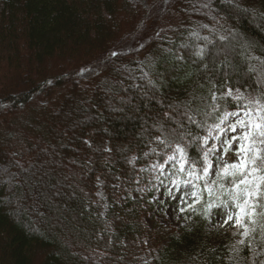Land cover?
I'll return each mask as SVG.
<instances>
[{
	"label": "trees",
	"instance_id": "obj_1",
	"mask_svg": "<svg viewBox=\"0 0 264 264\" xmlns=\"http://www.w3.org/2000/svg\"><path fill=\"white\" fill-rule=\"evenodd\" d=\"M147 1L0 0V127L28 121L0 134V264H264V216L243 246L204 233L198 211L179 231H146L128 194L138 167L177 144L200 161L212 93L264 89V0ZM167 12L175 29L151 34ZM226 101L221 112L236 108Z\"/></svg>",
	"mask_w": 264,
	"mask_h": 264
},
{
	"label": "snow or ice",
	"instance_id": "obj_2",
	"mask_svg": "<svg viewBox=\"0 0 264 264\" xmlns=\"http://www.w3.org/2000/svg\"><path fill=\"white\" fill-rule=\"evenodd\" d=\"M207 39V38H205ZM221 40L226 39L224 36H220ZM116 55V53H112ZM196 55L202 57L204 50L199 49ZM255 69L250 68L249 71ZM264 83V80L260 81ZM230 97L231 100L236 104V111H228L227 107L221 112V104L218 101H225L226 98ZM211 99L213 104L210 105L211 111L206 112L205 116H212L215 113H220L217 117L216 123L207 125L206 121L204 124H197L198 127H203L207 131V135L203 137H196L194 140L200 142V152L202 156L200 161L189 160L186 146L180 144L176 145L175 152L179 153L178 162L180 168L178 172H184V165L190 164L191 167L187 172V176L194 180H203L204 190L208 192L209 201L204 205L202 211L194 208L195 205L199 204L202 197V190L199 185L193 183V179L179 180L173 179L171 183L179 190L180 184H191L194 191L190 193L192 202H188V193H182L179 197L180 204L178 206L179 214L188 211H198L199 214L204 217H209L213 213V209H229L234 207L237 211L235 215V223L242 228L244 231L241 233L243 237H248L254 228H249L243 223L245 217L249 221L256 225L257 221L252 219L254 216H264V212L257 213V207H264L256 203L258 199H264V89L259 90L255 95L249 94L245 96L239 88L235 91L229 88L226 92L217 96L212 93ZM240 113H243L241 115ZM229 117H234L233 122L229 121ZM190 123H197L192 116L187 117ZM215 133V135H214ZM229 134L231 138L229 139ZM209 139H212L218 143H213L211 147H206L209 144ZM239 142L237 148L238 162L228 163L223 159V155L227 154L232 150L234 142ZM168 145L165 144V147ZM218 146L223 148V153H218ZM147 155V153H145ZM213 157L216 159V163H213ZM135 159V157H133ZM177 159L175 155L167 157L165 163L170 160ZM199 166L200 172H197ZM154 168L163 169L164 165H154ZM215 172L217 177L211 184L208 183V176L210 173ZM163 175V172H161ZM229 180L231 187H227L224 183L225 180ZM159 180V177H156ZM163 183V181H161ZM166 195H173L169 190ZM227 196V199L223 197ZM233 219V213L228 212L227 218L224 223ZM261 235L264 238V225H260ZM237 245H245V240L241 239L237 241ZM242 249L240 247H234V251L238 255Z\"/></svg>",
	"mask_w": 264,
	"mask_h": 264
},
{
	"label": "rangeland",
	"instance_id": "obj_3",
	"mask_svg": "<svg viewBox=\"0 0 264 264\" xmlns=\"http://www.w3.org/2000/svg\"><path fill=\"white\" fill-rule=\"evenodd\" d=\"M127 3L130 7L135 8L139 7L141 10L146 11L148 9L149 3L147 0H127ZM127 5V4H126ZM128 7V5H127ZM224 26V25H221ZM176 27V19L173 18L168 12L166 13L165 18L157 24L153 29L152 33L153 35H170L171 31L174 30ZM225 27V26H224ZM223 27V29H224ZM230 29V28H227ZM220 30V29H218ZM233 30V29H232ZM216 36L220 38L221 33L217 31ZM192 38V36L190 35ZM196 53V51H195ZM249 68H252L251 65H249ZM254 69V68H253ZM97 73V70L95 69H88L85 71H81L79 73L80 79H85L88 77H93ZM259 77V76H257ZM133 81V80H132ZM131 84L134 83V81ZM95 107L93 108V110ZM237 108L231 109L229 111H236ZM243 115V113H240ZM235 120L234 117H229V121L233 122ZM28 121L23 118L19 117L18 120L14 123H12L9 127V131H6L3 129V127H0V134H9L12 137L16 138V134H18L15 130L18 128H22L26 126ZM14 134V135H13ZM215 135V133H214ZM232 134H229V139L231 138ZM213 143H218L212 139H209V144L206 147H211ZM239 142H234L232 145V150L228 152L227 154L223 155V159L227 161L228 163H234L238 162L239 158L237 156V148H238ZM176 146L172 149L171 153L168 155H175L177 159L170 160L167 163L165 161L167 160V157L161 161V162H152L150 165L147 166H139L137 173L135 175V179L129 184L130 190L128 192L129 197L137 202L136 206L140 210V219L143 225L145 226L146 231L148 230H156L159 226H162L166 229L173 228L177 231L178 229L182 228L186 224H188L192 214L194 211H188L182 214H179V219L177 218L178 212H179V204L180 200L179 197L182 193H188V202H192V198L190 196V193L194 191L191 184H180L179 190L175 185L171 183L173 179H179L181 181L186 179H193L191 177L187 176V172L189 168L191 167L189 164L184 165V172H178V169L180 168V163L178 162L179 153L175 152ZM218 153H223V148L218 146L217 148ZM20 160V159H19ZM17 162L18 159H17ZM20 163V162H19ZM213 163H216L215 157H213ZM163 164L164 168L158 169L154 168V165ZM8 161L4 158L2 159V163L0 165V181H5L9 178H6L8 175ZM161 172H163V175H161ZM200 172V171H199ZM198 172V173H199ZM264 175V173H261ZM156 177H159V180L156 179ZM217 177L215 175V172L210 173L207 180L208 183L211 184L213 180H216ZM229 180H225L224 183L227 187H231V184L229 183ZM163 181V183H161ZM193 183L199 185L200 189L202 190V197H201V205L197 209L202 211L204 205L209 201V195L206 190H204V181L203 180H194ZM96 189H95V203L101 204L102 206V213H105V210L108 205L107 200V192L104 188V180L103 178H98L96 181ZM171 190L173 195H166V193ZM127 192L118 191L116 194V200L120 205H126L128 203L127 201L130 200L127 197ZM224 199H227V196L223 197ZM259 205H264V199H258L256 201ZM231 211L233 213V219L228 221L227 224L224 223L225 219L227 218L228 212ZM237 210L234 207H230L229 209L219 208V209H213V213L209 217H204L202 215V227L204 230V233H212V232H220L222 234H227L231 236L232 241L234 244H237V241L244 239L247 241L248 239H251L253 231L250 233L248 237H243L241 233L244 231V228L237 225L235 223V215L234 213ZM257 213L264 212V207H257L256 208ZM258 216H254L252 219H255L257 221ZM243 223L246 224L249 228H254V230L257 227L256 225H253L247 217L244 218ZM165 245V243H164ZM151 255H145L139 257L140 261H147Z\"/></svg>",
	"mask_w": 264,
	"mask_h": 264
}]
</instances>
